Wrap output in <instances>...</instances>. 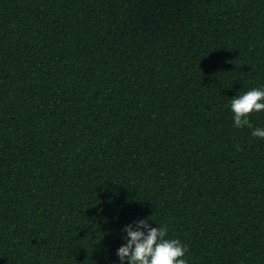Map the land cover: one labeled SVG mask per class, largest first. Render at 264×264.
<instances>
[{
	"label": "trees",
	"instance_id": "16d2710c",
	"mask_svg": "<svg viewBox=\"0 0 264 264\" xmlns=\"http://www.w3.org/2000/svg\"><path fill=\"white\" fill-rule=\"evenodd\" d=\"M262 85L264 0H0V264H119L145 217L264 264Z\"/></svg>",
	"mask_w": 264,
	"mask_h": 264
},
{
	"label": "clouds",
	"instance_id": "9594fccd",
	"mask_svg": "<svg viewBox=\"0 0 264 264\" xmlns=\"http://www.w3.org/2000/svg\"><path fill=\"white\" fill-rule=\"evenodd\" d=\"M230 110L235 127H249L252 136L264 138V127H252L249 120L250 113L264 111V85L233 96ZM149 220L140 218L123 226L125 243L116 250L119 264H188L187 245L177 238H166L167 227L152 226Z\"/></svg>",
	"mask_w": 264,
	"mask_h": 264
}]
</instances>
